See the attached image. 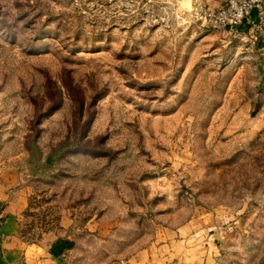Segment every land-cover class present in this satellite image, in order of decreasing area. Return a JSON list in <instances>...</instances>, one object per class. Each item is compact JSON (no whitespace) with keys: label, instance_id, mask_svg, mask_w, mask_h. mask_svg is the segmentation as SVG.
Returning a JSON list of instances; mask_svg holds the SVG:
<instances>
[{"label":"rangeland","instance_id":"rangeland-1","mask_svg":"<svg viewBox=\"0 0 264 264\" xmlns=\"http://www.w3.org/2000/svg\"><path fill=\"white\" fill-rule=\"evenodd\" d=\"M223 4L0 0L26 241L68 238L70 264H264V55L200 26Z\"/></svg>","mask_w":264,"mask_h":264},{"label":"crops","instance_id":"crops-1","mask_svg":"<svg viewBox=\"0 0 264 264\" xmlns=\"http://www.w3.org/2000/svg\"><path fill=\"white\" fill-rule=\"evenodd\" d=\"M202 4L220 6L224 0H200ZM226 45L240 47V52L264 55L262 41L247 44L221 34ZM31 190L24 185L21 174L11 168H0V264H70L66 256L69 239L54 240L48 246L26 241L21 227L29 207ZM135 258L110 264H136Z\"/></svg>","mask_w":264,"mask_h":264},{"label":"built area","instance_id":"built-area-1","mask_svg":"<svg viewBox=\"0 0 264 264\" xmlns=\"http://www.w3.org/2000/svg\"><path fill=\"white\" fill-rule=\"evenodd\" d=\"M196 18L202 28L228 32L235 41L264 43V0H225L223 6L203 9Z\"/></svg>","mask_w":264,"mask_h":264},{"label":"trees","instance_id":"trees-1","mask_svg":"<svg viewBox=\"0 0 264 264\" xmlns=\"http://www.w3.org/2000/svg\"><path fill=\"white\" fill-rule=\"evenodd\" d=\"M29 210H30V209H29V207H28V211H29ZM28 211H27V212H28ZM20 231H21V234H22V230H20ZM22 235H23V234H22Z\"/></svg>","mask_w":264,"mask_h":264}]
</instances>
